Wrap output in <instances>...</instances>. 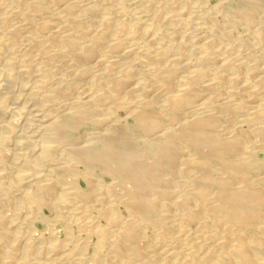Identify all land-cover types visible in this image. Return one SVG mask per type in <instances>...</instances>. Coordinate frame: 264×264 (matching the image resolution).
I'll return each instance as SVG.
<instances>
[{
	"label": "bare ground",
	"instance_id": "obj_1",
	"mask_svg": "<svg viewBox=\"0 0 264 264\" xmlns=\"http://www.w3.org/2000/svg\"><path fill=\"white\" fill-rule=\"evenodd\" d=\"M205 1L0 0V264H264V66Z\"/></svg>",
	"mask_w": 264,
	"mask_h": 264
},
{
	"label": "rangeland",
	"instance_id": "obj_2",
	"mask_svg": "<svg viewBox=\"0 0 264 264\" xmlns=\"http://www.w3.org/2000/svg\"><path fill=\"white\" fill-rule=\"evenodd\" d=\"M119 1H121L120 2V4H125L124 6H122L123 7V9H124V7H126L125 8V11H124V14H125V18L127 17V16H130V17H128L129 18V20H131V21H133L132 20V14H130V13H133V9H134V7H135V2H133V0H131L132 2H133V4H131L130 3V0H117V2H119ZM126 1V2H125ZM207 1V2H206ZM205 1V3H204V6L205 7H209L210 9L212 8V6H217L216 8H215V10L211 13V14H214L213 16L215 17V19L217 18V21H218V29H219V27L222 29V30H220L219 31V34L221 35V33L222 32H224V31H228V30H231V29H233V30H231V31H234V32H232V35L234 36H231L230 38H229V41H227V39H222V40H220V44H221V46H223V48L225 49L226 48V46L227 47H229V45H230V41H232V44L231 45H233V46H231V48H232V51L234 50L235 52H241V53H243V54H245V52L247 53L248 52V55L250 56L251 54H249V53H252V56H250V58H252L253 56V58L255 59V61H258V62H255L254 61V59L252 58L251 60H250V58H249V56H246L245 58H243L244 60H246L245 62H246V65H245V63L243 64V66L245 65V68L242 66L241 67V69L240 70H243L245 73H242L243 71H240V73H238L239 74V76L241 77V78H243V79H245L246 78V75H247V73H248V67H250L249 65H251L253 62V64H257L258 63V65L257 66H259V67H261V65L262 66H264V45H262V47L260 46L261 45V43L260 44H255L254 42H255V38H253V36H252V34L249 36V38L247 39H245V41H244V39H242L243 37V33L245 34L247 31L249 32L250 30H245L246 29V27L244 28V26L245 25H242V23L241 22H238V24L236 25L235 24V26L234 25H230V24H228L225 20L227 19V16L225 15V13H226V8H224V7H222V5L220 4V0H206ZM191 3V7L188 5V7H187V9H189L187 12H186V14H185V16H187V17H189V16H191V11L192 12H194L195 10V13H192L193 15H195L194 17H193V15H192V17H193V19L195 20V22L193 21V23H191V25H189V28L187 27L186 28V34L187 35H189L188 36V42H190L191 43V41H192V44L190 45V43H188L187 42V47H190V48H188L189 49V52H191V50H192V47L193 46H197V44H195L194 42H193V39H194V37H195V33H197L198 32V30H193L194 28H198V25H197V21L199 20V18L198 17H200V16H205L206 14L208 15V14H210V13H207L206 11H203V12H200L201 11V9H200V6L198 7V6H195L193 3H192V1H190ZM263 3H264V0H263ZM128 4V5H127ZM129 4H130V6H129ZM207 4V5H206ZM210 4V5H209ZM127 5V6H126ZM209 5V6H208ZM219 5V6H218ZM221 5V6H220ZM127 7H129V9L127 8ZM194 7H196V8H198V9H193ZM208 8V9H209ZM223 8V9H222ZM129 11H128V10ZM130 9H132V10H130ZM127 10V11H126ZM217 10H218V13H217ZM179 11H180V8H179ZM219 11H222V12H219ZM190 12V13H189ZM197 12V13H196ZM198 12H200L199 14H200V16H199V14H198ZM260 13H261V11H259ZM258 12V13H259ZM259 13V14H260ZM198 14V15H197ZM162 15V14H161ZM161 15H158L157 16V20L153 23V25L155 26V25H161L162 26V28H166V27H168V25L169 26H171L172 24L174 25L175 23H174V21H172V20H169L168 21V19H167V17H165V14H163L162 16ZM210 17H211V15H209ZM212 16V17H213ZM225 16H226V18H225ZM160 17L162 18V19H160ZM211 17V18H212ZM197 20V21H196ZM163 23H161V22ZM165 21V22H164ZM167 21V22H166ZM170 21H172L171 23H170ZM149 22V21H148ZM145 23H147L146 21H145ZM166 23V24H165ZM168 23V24H167ZM196 23V24H195ZM223 23V25H221ZM171 24V25H170ZM193 25H194V27H193ZM224 25H226V26H224ZM154 26L152 27V29L151 30H149V31H145V24L143 23H141V25L139 26V30H140V33L139 34H141L142 33V35L144 34V37L145 38H151L152 36H153V32H154ZM196 26V27H195ZM233 26V28H231ZM242 26V27H241ZM204 27H206V25L204 26ZM225 27V28H224ZM236 29H235V28ZM229 28V29H228ZM144 31H143V30ZM188 29V30H187ZM189 29H191V30H189ZM138 30V31H139ZM193 30V32H191ZM128 33V29H126V30H124L123 32H124V34H126V35H128L126 32ZM143 31V32H142ZM189 31L191 32V33H189ZM147 32V33H146ZM149 32V33H148ZM252 32H253V30H252ZM145 34H147V35H145ZM151 34V35H150ZM180 34H182L181 32H180ZM180 34H178L177 35V38L179 39L180 37H182ZM149 35V36H148ZM183 35V34H182ZM178 36H180V37H178ZM192 36H194V37H192ZM238 36V37H237ZM192 37V38H191ZM219 37V36H218ZM237 37V38H236ZM241 37V38H240ZM190 39H192V40H190ZM237 39V40H236ZM249 39H251V40H249ZM264 38H262V40H263ZM234 40V41H233ZM237 41V42H236ZM248 41V42H247ZM173 43H174V40L172 41ZM219 42V41H218ZM226 42H228V43H226ZM238 42L240 43V44H238ZM245 42V43H244ZM249 42H251V44L249 43ZM176 44H177V42H175ZM223 43V44H222ZM236 45H235V44ZM241 43H242V45H241ZM244 43V44H243ZM247 43V44H246ZM252 43H253V47H252ZM264 42H262V44H263ZM195 44V45H194ZM219 44V45H220ZM228 44V45H227ZM249 44V45H248ZM226 45V46H225ZM236 47H235V46ZM241 45V46H240ZM244 45H246L247 46V50H246V46H244ZM251 45V47H252V49H251V47L249 48V46ZM254 45H257L258 47H256V46H254ZM172 46V45H171ZM175 45L173 44V47H174ZM238 46H240V50H239V47ZM238 47V48H237ZM241 47L244 49V51H243V49H241ZM255 47H256V49H255ZM260 47V48H259ZM254 48V49H253ZM262 48V49H261ZM236 49H237V51H236ZM249 50H250V52H249ZM252 50V51H251ZM255 50V51H254ZM258 52H257V51ZM233 51V52H234ZM259 51H260V53H259ZM254 52V53H253ZM253 54H255V55H253ZM247 55V54H246ZM261 56V57H260ZM187 56L186 55H184L183 57H182V60L184 61V59L186 58ZM244 60H242V61H244ZM251 61H253V62H251ZM249 63V64H248ZM251 63V64H250ZM260 63V64H259ZM257 66H255L256 68H258ZM247 67V68H246ZM243 68V69H242ZM247 70V71H246ZM243 74L245 75V76H243ZM243 77H242V76ZM243 81V80H242ZM118 113H124V110L121 108V110H119L118 111ZM131 120V119H130ZM90 127H94V125L93 124H90V125H87V126H83V127H81L79 130H77V131H75V134H74V140L75 139H77V138H79V140L81 139H84L85 137H84V135H85V133H86V130H87V128H90ZM84 134V135H83ZM80 135V136H79ZM82 136V137H81ZM78 140V139H77ZM44 214H47L48 216H50L51 215V212L50 211H48V209H46L45 210V213ZM122 214H123V216L124 215H126V211L124 210V212H122ZM36 226H37V228L39 229V230H43L44 229V226L45 225H43L42 224V222H37L36 224H35ZM92 249L93 248H89V251L91 252L92 251Z\"/></svg>",
	"mask_w": 264,
	"mask_h": 264
}]
</instances>
